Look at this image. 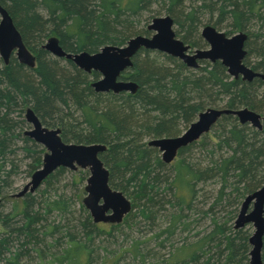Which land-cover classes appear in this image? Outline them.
Listing matches in <instances>:
<instances>
[{"label":"trees","instance_id":"trees-1","mask_svg":"<svg viewBox=\"0 0 264 264\" xmlns=\"http://www.w3.org/2000/svg\"><path fill=\"white\" fill-rule=\"evenodd\" d=\"M153 1L157 0H7L6 9L27 37H39L44 23L53 21L54 30L61 33L60 29H62V35H59L63 46L68 43V36H64L63 30L69 35L76 36V40L64 48L75 52L84 49L93 52L98 46L109 41L111 33L120 32L118 27L128 26L130 15L137 14L136 5L150 4ZM182 1L169 0L167 11L174 17L175 24L182 28L186 27L182 33L183 38L194 45L198 42L195 37L197 28L202 22L201 11L207 7L211 13V9L218 2L220 4L217 11L220 15L230 13L233 16L232 26L235 29L243 27L241 13H237L236 8L226 7L228 0H192L193 6H190L188 10L172 11L174 6L182 5ZM243 2H247L249 8L252 4L253 7L258 6L254 5L256 0ZM38 7L46 10V19H43L38 12ZM129 33L131 32L125 33L127 36L121 33L119 36L121 44L130 36ZM258 36L264 39V33ZM252 48L251 52L255 53L258 60L248 63L254 69L259 68L264 72V43L262 46L252 45ZM144 52L146 56L139 57L138 54L128 73L129 77L138 84L137 91L134 94L113 95V98L95 94L87 83V75L80 70L76 69L73 74H70L68 69L58 68L52 62L41 60L40 54L39 64L35 70L25 68L14 58L7 66H2L0 61V172H4L6 176L10 173L5 170L4 162L18 149L14 147L17 139L24 144V150L32 154L31 170H36L41 163L40 145L23 136L21 129L24 123L21 118L23 108L27 103H30L34 111L44 119L63 122L65 117L66 120L63 123L65 134L66 127L70 124L71 128H80L81 135L88 140L113 143L112 146L115 147L107 151V158L117 159L119 162L114 166L121 170L126 168L140 186L139 188L147 189V191L152 190V187H158L159 182L156 179L159 177L156 173L154 176L153 168H162L164 164L152 154L154 153L152 149L132 139H139L142 135L153 137L172 135L171 130L177 120L191 122L195 114L211 105L212 100L219 95L227 97V107H236L241 104L250 109L254 108L255 96L249 90L252 87L257 88L256 80L255 83H246L240 79H228L229 76L223 77L225 69L219 62L208 65L207 68L198 69L194 73L188 71L179 61L163 54L161 57H164L165 61L171 63L173 67L160 66V64L157 65L158 61L149 59L147 55L153 51L144 50ZM69 106L81 111V123L76 121L77 117L70 112ZM140 108L142 112L139 113ZM64 111L66 112L59 116V113ZM227 119V117L220 119L222 123L214 134L218 139V157L220 158L218 166L215 167L212 164V167L203 169L198 163H191L183 157L177 162L172 178L168 180L165 178L168 186L165 187V191L169 188L174 190L170 200L160 197L159 192L155 198L153 194L147 192L144 194L148 204H145L147 209L153 206L159 208L165 202L174 203L180 208L184 201L191 199L196 183L203 180V174L210 173L212 179H216L217 176L218 183L221 184L220 194L223 196L225 195L224 185L231 186L228 182L234 180L233 183L236 186L233 184L235 187H231L230 191L236 194V198L242 192L240 190H247V187L257 189L264 183V176L259 174L261 162L264 159V126L262 127L261 124V130H253L246 124L240 125L236 118H232L231 121ZM109 135L112 137H108ZM204 140L200 147L206 150ZM29 143L30 146H28ZM125 144L129 146L126 148ZM189 150L188 145L179 151V155L182 156L184 151L186 153ZM150 156L155 158L153 165L148 162ZM62 170L63 168L57 169L58 172ZM120 174H122L120 178L124 176V173L120 172ZM140 174H142L141 178L138 176ZM48 180L50 178H47L46 182ZM4 199L6 198L3 195L0 177V202ZM29 199L23 201L20 209L17 202H14L9 212H3L0 209V224L4 229L0 233V264H24L19 262L22 257H27L25 264H29L33 257L32 252L35 253V258L39 262L48 257L49 262L55 264H90L91 253L84 251L85 242L80 243L71 235L70 240L63 243L62 237L54 235L55 228L49 229L43 225L42 214L28 207ZM49 205L60 211L66 208L60 197L51 200ZM178 214L179 210L173 213L172 226L176 220H179ZM85 215L81 224L87 230L90 227V218L87 211ZM228 225V223L224 224L229 232L218 228V237L213 241L215 246L219 247L220 241L224 240L226 247L233 250L231 257L224 262L222 258H217L215 263H211L212 256H205L201 260L197 254L189 261H192V264H231L234 253L244 248L247 236L244 237V232L241 234L239 231L230 233L231 228ZM203 231L205 229L201 230L199 235ZM48 237L52 240L47 241ZM182 250L183 248L174 252L169 261H175L182 256ZM129 251L141 255L136 245H132ZM246 257L248 253L242 256V260ZM100 264L116 263L114 259H104Z\"/></svg>","mask_w":264,"mask_h":264},{"label":"rangeland","instance_id":"rangeland-1","mask_svg":"<svg viewBox=\"0 0 264 264\" xmlns=\"http://www.w3.org/2000/svg\"><path fill=\"white\" fill-rule=\"evenodd\" d=\"M243 1L244 0H228V4H226V7L230 9L236 8L238 11L237 13H241V25L243 27H241L240 29H235L232 26L233 16L230 13L220 15V12L217 11L220 2L215 4L214 8L211 9V13H209L210 10L208 11L207 7H205L201 11V24L203 26L204 24L209 23V25H212L218 31L224 32L227 36H231L238 32H243L244 34H246L248 36V40L245 43V50L249 52V57H247V59H249L250 62H253L256 59V55L255 53L251 52V50L253 49L252 45L262 46V44L264 43V39L258 36L260 33H264V0H256V4L254 5L258 6L253 7L252 4L251 8L248 7L249 5L247 4V2L244 3ZM168 2L169 0H157L151 2L150 4L136 5L135 9H138L137 14H131L128 18L130 21L128 26L124 28L118 27V31L123 34L131 32L129 33L130 37L131 35L132 37L137 35L145 36L149 34L147 32H151L147 30V25L151 23V20L154 17L168 15L173 21L171 26L172 31L175 33L177 38L181 39V35L186 27L184 26L182 28L178 24H175L174 17L167 11V7L169 5ZM182 3L183 4L180 6H174L172 8V11H177L178 9L188 10L190 6H193L192 0H183ZM0 5L7 11V0H0ZM38 12L42 15L43 19L47 18L46 10L42 7H38ZM9 16L12 19L13 26L18 31L21 37L23 45L34 57L32 67L21 63L23 66H25V68L35 70L39 64L40 54L41 60L52 62L55 67H63L65 69H68V71H70V74H73L76 69L80 70L83 74L87 75L86 80L89 86L91 83L100 78V75L95 70L91 69L90 71H86L77 66L71 58H67L65 55H55L51 53L50 50L44 47L48 39L53 37L57 40L58 46L65 54L73 55L81 51L92 53L86 49L75 52L69 51L68 48H64L66 47V45H68L69 43H73L76 40L75 35H69L63 30L65 34L64 36H68V43L63 46L61 44L60 37V35H62V29H60L61 33L57 32L56 30H54V22L50 21L44 23L43 27L41 28L39 37H27L16 24L14 17H12L10 14ZM120 32H110L111 34L109 35V41H106L98 46L95 51H99V49L105 45L120 46V44L122 43L119 37L121 35ZM148 51H153L147 55L149 56V59L158 61L157 65L160 64V66L162 65L173 67L171 63L165 61L166 59L164 57H161V55L163 54H158L157 52H154V50ZM14 52L15 51L10 54L8 63L11 59H13V57L16 58ZM138 54L139 57H144V55L146 56V52L144 51H140ZM138 54L134 55L131 58L132 66ZM0 61L2 66H7L8 63H5L1 57ZM195 62L197 64V67H189L186 64L183 65L187 68L188 71L195 73L196 71H198V69L204 67L207 68L208 65L214 64L210 60L204 61L202 59L201 61L198 60ZM132 66L126 67L120 73V80L135 82L128 75V73H130L131 71ZM248 66L250 67L251 65L248 63ZM262 73L264 72L262 71ZM223 77H226L228 79H240L241 75L238 78H234L225 70L223 71ZM254 81L255 80L252 79L249 81L244 80L243 82L253 83ZM90 87L92 88V86ZM93 91L95 92V94H100V96L107 98H113V95L122 93L123 95H126V93L131 94L127 91H121L118 93H115L112 90ZM249 91L253 94V96H255L253 109L242 106L241 104H238V106L236 107H227V97L219 95L214 100H212L213 102L211 103V105L206 106L201 111H204L207 108H216L229 111L248 108L249 110H252L259 115V123H261L263 127L264 87H255V89L254 87H252ZM28 108L34 112L39 120L40 125L43 128L49 130H59L58 135L61 138V141L65 144L103 145L104 150L98 154V158L101 161L103 168L108 172L107 184L112 190L119 191L124 196V198L129 201L131 209L122 217L121 221L119 222L93 223L88 211L82 204V199L86 195L84 187L86 185V179L89 176L88 170L82 167H75V169L63 168V170L59 172L57 171V169H55L49 176H47V178H50L48 182H46L47 178H45L33 191L27 189L23 193V195L18 196V194L30 181L31 174L33 173V170H31L33 159L32 154L25 151L23 148L24 144L19 139H17L14 143V147H17L18 149L4 162L5 170L9 171L10 173H8L6 176L4 172H0L1 184L3 185V195L6 198L0 202L1 211L9 212L16 202L17 205H19L18 208L20 209L23 205V201L30 198L28 207L33 209V211L35 210L42 214L43 225L49 229L55 228L54 235L62 237L63 243L69 241V237L71 235L73 236V239L77 240L78 242H85L84 251L91 253L90 264H100L104 259H114L116 264H142L143 262L149 264H185V262L191 260L192 257L197 254L199 255L201 260L205 256H212L211 263H215V259L217 258H222L221 260L224 262L225 259L231 257V253L233 250H230L226 247V242H224V240L220 241L219 247L215 246L214 241L218 237V228H223V230L227 231V233L229 232L228 229L224 226L225 223H228L229 228H231L230 233L232 232L234 234L235 232L239 231L241 234H243L244 232V237L247 236V242L245 243L244 248L241 251L238 247L239 252L236 251L237 253H234L235 256L233 257L231 264H248L249 256L243 260L242 256L244 254L247 255V253L249 254V251L252 248L251 244L248 241V238L254 232V226L251 222H249L241 227H237L236 221L239 217L241 205L244 202L245 198L252 192L256 191L258 188L256 189V187H247V190L242 189L240 190V192H242L236 198V194H233L230 191L231 187L236 186L233 183L234 180H231L228 182L231 186H229L228 184L224 185L225 195L223 196L220 194L219 190L221 186V184L218 183L219 179H217V176L216 179L210 178V173H208L206 175H202L203 180L196 183L192 197H190L191 199L184 201V204H181L180 208L174 203L167 204L165 202L163 206L159 208L153 206V209H147L145 207V204L147 203L145 201L144 194L150 192L154 195L155 198V196L157 194L159 195L160 193V197H164L170 200V197L174 193V190L173 188H169L167 191H165V187H168L165 178H167V180L172 178L177 162L183 157H185V159L191 163H198L199 166L203 169L210 166L212 167V164H214L215 167L218 166L220 162V158L218 157L219 148L217 147L218 139L214 136V134L216 132V129L220 127V124L222 123L220 119H222L223 117H227V121H231L232 118H236L237 122L240 125L246 124L248 128H251L253 130L261 129L253 126L249 122L244 124L240 123L237 116L233 113H223L207 133L201 135L197 140L188 144L190 146V150L186 151V153L184 151V156H180L179 151L184 147H187L188 145L180 148L175 157L169 163L163 162L161 151L157 147L150 145L149 142L161 137H174L181 134L189 126V124L196 119L198 113L195 114L194 119L191 122L188 121L187 123H185L181 119L177 120L174 127H172L173 130L171 131L173 133L170 136L162 135L153 137L151 135H142L141 137H139V139L136 140L128 136V138L132 139V141H136V143H143L145 144V146L152 149L154 152L152 154L155 155L158 160L164 164L162 168H153L154 176L158 174L159 177V179H156L159 182L158 187H152V190L147 191V189L142 190L141 188H139L140 186H138V183H136V180L133 179L132 174L128 172L126 168L121 170L114 166L119 162L117 159L107 158V151L111 147H115L112 146L113 143L111 144L109 141L100 142L95 140H88L81 135L80 128H71L69 127L70 124L66 127L67 129L65 128L67 131V133L65 134L63 132V123H65L66 120L65 117L63 122L52 121V119L49 118L44 119L34 111L30 103H27L26 107L24 106L23 108L21 117L22 120H24V123L21 126L23 136L28 137L27 135H24V132L32 128V124L27 122L25 119V111ZM69 110H71L70 112L73 113L75 117H77L76 121L81 123V111L72 106H69ZM65 112L66 111L59 113V116L63 115V113ZM138 112H142L141 108L138 110ZM191 118H193V116ZM108 137L112 136L109 135ZM203 139H205L204 147L207 148L206 150L200 147ZM32 142L35 141L32 140ZM30 145L31 144L29 143L28 146ZM38 145H40V148L42 149L41 155L43 156L46 149L43 145ZM125 145H127L126 148L129 146L128 144ZM211 151L213 152L211 153ZM148 162L151 165L155 164V158L153 156H150L148 158ZM261 165L262 166L260 167L259 174H261V176H264V159H262ZM40 166L41 163L38 165L37 169ZM120 172L124 173V176H122L121 178L119 177L120 175H122L120 174ZM138 176L141 178L142 174ZM240 185H242V183H240ZM57 197H60L64 201V204L66 205L64 211L53 209L49 205L50 201L56 199ZM251 207L252 203L249 204L246 213L251 210ZM177 210H179L178 215L180 216V218L179 220H176L175 224L172 226V215ZM85 211H87L90 218V227L87 230L85 229L86 227L84 228L81 224L83 218L86 216ZM206 213L208 215H206ZM204 229L205 231H203L199 235V232ZM2 231H4V229L0 224V233ZM51 240L52 239H50V237L47 238V241ZM132 245L137 246V250H139V253L141 252V255L134 254V252L129 251V248ZM182 248L183 255L175 259V261H169V258L174 254V252ZM31 255H33V257L29 264H55L50 263V259L48 257L39 262L38 259L35 258L34 252H32ZM26 259L28 258L22 257L19 262L25 264ZM261 260L262 264H264V235L263 247L261 249ZM187 264H192V261H189Z\"/></svg>","mask_w":264,"mask_h":264},{"label":"water","instance_id":"water-1","mask_svg":"<svg viewBox=\"0 0 264 264\" xmlns=\"http://www.w3.org/2000/svg\"><path fill=\"white\" fill-rule=\"evenodd\" d=\"M172 19L166 16L154 17L147 29L152 31L151 37L134 36L124 46L105 45L95 53L81 51L77 54H65L58 46L57 40L49 38L44 47L51 53L71 58L80 68L90 71L95 70L100 76L91 86L96 91L112 90L115 93L127 91L136 92L138 85L133 81L120 80V73L131 67V58L138 54L141 49L157 50L171 56L180 57L189 67H197L196 58L215 62L220 60L227 68L229 75L250 80L258 75L242 63L245 54L244 42L247 35L238 32L227 38L222 32H218L210 26L202 31V36L208 43L207 49H197L194 55L184 53L188 49L183 43L174 39V32L171 29ZM15 51L17 60L20 63L32 67L34 57L28 52L21 41L18 31L15 29L8 12L0 5V57L8 63L10 54ZM264 78V76L262 75ZM223 113H233L240 123H251L261 128L259 115L248 108H241L236 111L207 108L197 114V118L181 134L174 137H161L149 142L161 151L164 163H169L177 154L178 150L207 133L211 126ZM25 119L32 124V128L24 132L36 143L45 147L46 151L42 156L41 166L31 174L29 183L23 188L18 196L29 189L33 191L47 176L55 169L75 167L86 168L89 176L84 187L85 196L82 204L88 211L93 223L119 222L122 217L131 209L130 203L124 196L108 186V172L103 168L98 154L104 150L101 144H65L61 141L59 130L43 128L37 116L31 109H26ZM30 186V187H29ZM251 210L247 212L249 204ZM251 222L254 232L248 238L252 248L249 251L248 264H262L261 249L264 235V184L256 191L248 195L241 205L236 226L241 227Z\"/></svg>","mask_w":264,"mask_h":264},{"label":"flooded vegetation","instance_id":"flooded-vegetation-1","mask_svg":"<svg viewBox=\"0 0 264 264\" xmlns=\"http://www.w3.org/2000/svg\"><path fill=\"white\" fill-rule=\"evenodd\" d=\"M206 26H210V27H212L213 29H215L216 31H218L216 28H214L212 25H209V23H206V24H204L203 26H202V24H200V26L197 28V33H196V39H198V42H197V44L196 45H194V44H192L189 40H187V39H184L183 38V35H181V39H179V38H177L176 37V35L174 34V39H177V40H179V41H181L182 43H183V45L184 46H187L188 47V49L186 50V51H184V53H186L187 55H194V51L195 50H197V49H207L208 48V43L206 42V40L204 39V37L202 36V31H203V29L206 27ZM148 30V29H147ZM149 31V30H148ZM218 32H221V31H218ZM147 33H149L148 35H145V37H151L152 36V34H153V32L151 31V32H147ZM222 33H224V32H222ZM225 34V33H224ZM236 34V33H235ZM234 35V34H233ZM233 35H231V36H233ZM140 36H143V35H140ZM231 36H227L226 34H225V37H227V38H229V37H231ZM130 38H132V35H131V37L129 36L126 40H125V42H123V44H120V46H124L126 43H127V41L130 39ZM248 40V36H247V38L245 39V42H244V50H245V43H246V41ZM145 49H141L140 51H144ZM98 51V50H97ZM97 51H95V52H97ZM139 51V52H140ZM154 51H156V52H158V53H161V54H164V55H166V56H168V57H171V58H173V59H175V60H177V61H179L180 63H182V64H185L184 63V61L180 58V57H178V56H171V55H169V54H166V53H163V52H160V51H157V50H154ZM94 51L92 52V53H95ZM249 55V52H247V50H245V54H244V56H243V59H242V63L246 66V67H248V68H250L253 72H255L256 74H258V75H255V76H253L250 80H252V79H254V80H256L257 82H256V84H257V87H261V88H263L264 87V78L262 77V75L264 76V73H262V70L261 69H254L253 67H249L248 66V62H249V59H247V57H249L248 56ZM15 60H16V62L17 63H19V64H21L18 60H17V58H15V57H13ZM247 59V60H246ZM201 61V59H198V58H196V60L195 61ZM202 60H204L205 61V59H202ZM258 59L256 58L255 59V61H257ZM216 62H219L221 65H222V63H221V61L220 60H216L215 62H213V63H216ZM247 63V64H246ZM223 66V65H222ZM224 67V66H223ZM224 69L227 71V68L226 67H224ZM241 75V78H240V80L241 81H244V80H246V79H244L243 78V75L242 74H239L238 75V77ZM238 77H234V78H238ZM249 81V80H248ZM90 86H91V84H90ZM92 89L93 90H95L93 87H92ZM136 91H137V89H136ZM132 94H134V93H132ZM197 118V117H196ZM216 123V122H215ZM214 123V124H215ZM213 124V125H214ZM212 125V126H213ZM211 126V127H212ZM211 129V128H210Z\"/></svg>","mask_w":264,"mask_h":264},{"label":"bare ground","instance_id":"bare-ground-1","mask_svg":"<svg viewBox=\"0 0 264 264\" xmlns=\"http://www.w3.org/2000/svg\"><path fill=\"white\" fill-rule=\"evenodd\" d=\"M248 256H249V254H248Z\"/></svg>","mask_w":264,"mask_h":264}]
</instances>
